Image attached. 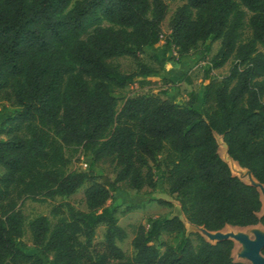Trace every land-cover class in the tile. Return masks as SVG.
I'll return each mask as SVG.
<instances>
[{"label": "trees", "instance_id": "obj_1", "mask_svg": "<svg viewBox=\"0 0 264 264\" xmlns=\"http://www.w3.org/2000/svg\"><path fill=\"white\" fill-rule=\"evenodd\" d=\"M180 1L163 53L182 58L199 43L219 41L199 107L195 92L178 102L114 91L159 74L138 53L160 40L163 0H0V99L13 107L0 120V264H247L232 259L231 240L195 234L193 245L177 215L139 223L126 257L116 245L125 232L104 205L121 182L154 188L158 171L189 224L209 231L264 226L258 191L230 172L215 139L264 185V0ZM245 12L249 35L242 40ZM123 56L135 70L121 72L109 61ZM228 59L227 74L208 75ZM66 146L80 147L91 163L112 158L113 178L67 171ZM83 183L85 210L60 202L50 210L58 215L51 225L45 215L27 222L35 251L28 252L16 201L68 196ZM101 223L102 239L94 242ZM161 233L181 237L159 252Z\"/></svg>", "mask_w": 264, "mask_h": 264}, {"label": "rangeland", "instance_id": "obj_2", "mask_svg": "<svg viewBox=\"0 0 264 264\" xmlns=\"http://www.w3.org/2000/svg\"><path fill=\"white\" fill-rule=\"evenodd\" d=\"M163 2L166 4L167 9L165 17L161 23L160 40L151 47H145L140 53H138L139 59L150 67L158 70L159 74L157 77L138 76L124 88L115 89L114 91L121 97L133 93H144L157 94L161 97L168 98V94L172 95L174 98L173 100L178 102H184L188 98L190 92H195L197 95V101L194 106L199 107L202 95V85L208 81L207 79H203L204 71L208 66L210 56L217 50L219 41L209 42L206 40L203 43H199L183 58H177L176 54H173L172 51L163 53V41L167 34L166 24L168 18L182 1L163 0ZM241 8L244 9L242 6ZM248 15L249 13L245 12L243 27L241 30L242 40L249 35V29L247 26ZM103 25H107V23H103ZM258 48L262 50L261 47ZM109 61L113 64H117L118 69L121 72L128 73L136 69L134 61L127 56L112 58ZM230 63L231 59H228L221 67L211 69L208 72V75L216 79L221 78L227 74ZM12 110V106L0 99V120ZM215 139L217 142L218 154L227 163L225 158L221 156L222 149L220 146H224V144L222 143L220 136L215 134ZM63 153L68 159L65 168L67 171L89 170L95 175H104L109 179H112L117 170L114 160L110 157L102 158L91 163L90 159L82 156L80 147L66 146L63 149ZM1 171L2 169L0 168V172ZM230 172L234 174L231 169ZM153 178L155 185L152 189L143 186L138 191H135L126 186L125 183H119L118 188L111 192L110 198L104 204L107 207L114 208V216L117 220V224L125 232V237L122 240L116 241V245L123 251L126 257L132 256L134 252L130 245V239L135 232L136 226L139 223L148 226L150 221L157 217L177 215L184 223L185 234L190 237L193 245H196L197 243L195 234H199L207 240L205 236L201 235L195 227L188 224L185 220L184 216L179 211L178 202L166 193L165 186L162 183V177L158 171L154 172ZM86 184L87 183H83L76 192L68 196H55L52 199L46 198L45 200H33L29 197H21L16 201V208L21 211L24 217L22 240L26 244L28 252L35 251L32 249L30 243L27 222L37 215H45L51 225L58 218V215L51 214L50 210L54 205H57L60 202H68L76 209L85 210L83 189ZM156 198L167 200L169 201V204H159L156 202ZM259 214H261V211H259ZM255 226L258 228H264V226L260 224H256ZM104 228L105 225L102 223L96 226L93 237L94 242H98L102 239ZM221 230L223 232L237 230L243 231L244 228L230 227L227 225ZM180 237L181 235L179 233H161L154 242V245L159 252H161L165 245H174ZM236 253L237 252L233 251L232 248L231 257L233 260L238 261L239 258ZM43 263L49 264L47 259H43Z\"/></svg>", "mask_w": 264, "mask_h": 264}, {"label": "water", "instance_id": "obj_3", "mask_svg": "<svg viewBox=\"0 0 264 264\" xmlns=\"http://www.w3.org/2000/svg\"><path fill=\"white\" fill-rule=\"evenodd\" d=\"M245 170L251 176L249 170L247 169ZM245 183L256 188L259 194V198L260 195H263L264 197V185L256 181L253 177L252 180ZM260 203H261L260 215H264V201L260 200ZM192 226L195 227L196 230L201 233V235L205 236L207 239L206 241L208 242L213 243L216 241H221L226 239L231 240L232 242L237 241L240 245V249L236 253L237 257L239 258L238 261L245 262L247 264H264V253L262 252L264 249V228H258L255 225L237 227V228H248L250 231V236H248L246 233L240 230L234 232L233 231L223 232L221 229L216 231H209L201 226H195V225Z\"/></svg>", "mask_w": 264, "mask_h": 264}, {"label": "bare ground", "instance_id": "obj_4", "mask_svg": "<svg viewBox=\"0 0 264 264\" xmlns=\"http://www.w3.org/2000/svg\"><path fill=\"white\" fill-rule=\"evenodd\" d=\"M220 147H221V149H222V154H221V156H222L223 158H225V160L227 161V163H228L230 169L233 171V173L236 174V175H237L242 181H246V182H248V181L252 180V177L247 173V171H246L245 169L239 167L235 161L231 160V159L226 155V153H225V151H224L225 146H222V145H221ZM260 200H261V201H264V197H263V195H260ZM233 232H234V231H233ZM243 232L246 233L248 236H250V231H249L248 228H244ZM232 248H233V251L238 252L239 249H240V245H239V243H238L237 241H233V246H232Z\"/></svg>", "mask_w": 264, "mask_h": 264}, {"label": "crops", "instance_id": "obj_5", "mask_svg": "<svg viewBox=\"0 0 264 264\" xmlns=\"http://www.w3.org/2000/svg\"><path fill=\"white\" fill-rule=\"evenodd\" d=\"M182 58H183V57H182ZM145 77H157V75H155V76H145ZM167 96H168V98L171 99V100L174 99V98L172 97V95H168V94H167Z\"/></svg>", "mask_w": 264, "mask_h": 264}, {"label": "built area", "instance_id": "obj_6", "mask_svg": "<svg viewBox=\"0 0 264 264\" xmlns=\"http://www.w3.org/2000/svg\"><path fill=\"white\" fill-rule=\"evenodd\" d=\"M172 53H173V54H175V52H174V51H172Z\"/></svg>", "mask_w": 264, "mask_h": 264}]
</instances>
